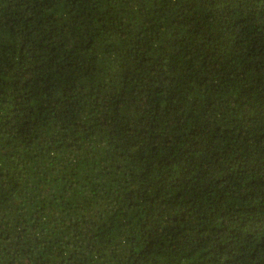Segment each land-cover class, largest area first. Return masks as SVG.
<instances>
[{
    "label": "trees",
    "instance_id": "obj_1",
    "mask_svg": "<svg viewBox=\"0 0 264 264\" xmlns=\"http://www.w3.org/2000/svg\"><path fill=\"white\" fill-rule=\"evenodd\" d=\"M0 264H264V0H0Z\"/></svg>",
    "mask_w": 264,
    "mask_h": 264
}]
</instances>
